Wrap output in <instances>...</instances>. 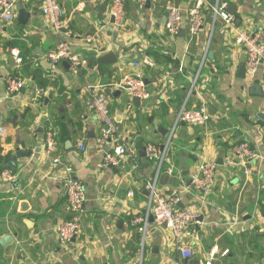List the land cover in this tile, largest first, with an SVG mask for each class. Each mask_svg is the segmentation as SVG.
Instances as JSON below:
<instances>
[{
	"label": "crops",
	"instance_id": "0c3cea01",
	"mask_svg": "<svg viewBox=\"0 0 264 264\" xmlns=\"http://www.w3.org/2000/svg\"><path fill=\"white\" fill-rule=\"evenodd\" d=\"M222 1L228 8L235 7L231 13L234 22L239 19L235 25L249 33L264 32V0ZM59 2L68 22L60 33L44 21L39 0H15L14 19L0 24V171L13 168L15 176L10 182L0 180V237L13 236L6 246H0V264H174L178 260L180 264H201L211 258L212 251V264H264V120L257 116L264 113L263 66L252 83H247L245 71L240 77L246 52L234 43L232 29L227 27L223 33L220 21L206 46L212 16L198 35L190 38V0H147L142 9L134 0H126L125 23L120 29L111 24L108 2ZM168 3L183 10L187 19L183 35L170 36L164 30ZM20 10L28 13L22 17L26 23L19 19ZM88 36L90 43L85 41ZM61 41H67L87 61L73 71L75 76L63 63L50 72L46 54ZM14 47L20 51V66L8 53ZM109 52L116 54V63L103 71L96 65L90 67L91 59ZM144 57L150 65L133 63ZM8 71L23 79L13 96L6 95ZM138 71L149 97L136 106L133 97L122 96L124 91L111 84ZM197 73L198 80L189 93ZM101 77L110 78V83L99 86ZM255 82L261 86V95L250 92ZM89 88L105 92L119 132L134 149V159L127 158L123 166H97L101 159L95 146L99 125L83 105ZM38 89L45 94L36 96ZM202 103L215 110L204 126L181 120L176 123L181 108ZM49 123L57 131V152L73 178L82 182L85 194L82 232L65 246L57 240L56 226L70 218L62 182L68 172L64 167L49 168L46 163L43 152ZM172 128H176L175 138L159 170V190L179 192L180 206L193 204L200 213L199 224L189 227L184 235L193 256L182 262L152 227L141 257L140 235L132 223L146 211V186L157 172V157L147 159V164L141 162L138 144L144 148L160 145ZM79 136L86 137L84 152L77 148ZM242 141L259 155L247 177L232 153ZM113 144L108 142L106 149ZM18 149L30 155L17 156L15 168L10 167ZM200 156L217 163V176L206 196L189 187ZM160 174L168 178L160 179Z\"/></svg>",
	"mask_w": 264,
	"mask_h": 264
},
{
	"label": "built area",
	"instance_id": "2783aa9c",
	"mask_svg": "<svg viewBox=\"0 0 264 264\" xmlns=\"http://www.w3.org/2000/svg\"><path fill=\"white\" fill-rule=\"evenodd\" d=\"M109 3L108 13L113 18L112 25L115 28H122L125 23L126 0H99ZM139 9H142L147 0H134ZM191 8L189 9L188 20L183 14V10L172 3L165 7L167 17L164 22V30L170 36H177L184 29L187 23L188 34L190 38L198 35L204 24L203 9L208 8L212 16V24L207 31L206 46L211 43L213 36V27L217 21L221 22L223 33L227 27L233 30L234 43L246 52L245 75L247 83L254 82L258 69L263 66L264 74V32H248L244 28L235 25V17L227 10L228 3L222 0H190ZM39 10L46 24L56 33H60L67 27V17L64 8L59 0H39ZM15 0H0V24L9 23L15 17ZM187 20V22H186ZM85 41L90 43L91 37H86ZM207 48V47H206ZM8 53L11 55L14 64L20 66L22 58L17 48H10ZM206 58L204 53L202 60ZM46 59L50 63V72H54L60 63L67 62L69 68L77 72L78 68L85 66L87 61L80 58L75 53L67 41H61L58 45L46 54ZM136 66L150 65V60L144 57L141 60L133 62ZM179 70L183 71L182 65ZM197 73L191 80L190 92L198 80ZM6 95L13 96L23 85V79L12 71L5 74ZM114 88L125 91L129 97H138L145 100L149 97L143 75L138 71L133 75H124L120 80L111 84ZM101 88V87H99ZM89 95L84 99L83 105L86 110L91 112L96 123L99 125V133L95 138V146L101 151V159L97 166L99 168L108 166H123L127 158L134 159V149L130 148L125 138L117 128L116 120L110 113L109 101L105 92L97 91V88H89ZM36 96H43L44 90L38 89ZM211 115L206 104L198 107L181 110L177 114V121L181 120L187 124L204 126ZM174 128L169 132L167 139L160 145L149 144L145 146L146 158L152 159L157 157V172L153 179L148 182L146 188L149 191L147 197L146 211L142 216L133 218L132 223L137 226L140 235L141 257L150 229L156 231L162 236L167 247L173 250L177 258L182 262L189 260L193 256V248L184 240L187 229L193 225L199 224L200 213L195 205L181 207V194L176 191L166 193L157 188L159 170L167 156L169 143L172 138ZM57 131L52 123L47 125L45 131L44 156L49 168L55 169L64 167L68 172L62 180L63 188L67 198V212L70 218L62 220L56 226V235L58 242L65 246L69 244L82 232V215L84 213L85 194L84 187L80 180L73 178L71 169L66 165L62 155L57 152L56 137ZM108 142L114 143L109 149H106ZM77 148L84 152L87 148L86 137L79 136L77 139ZM233 157L242 168V173L246 177L254 170V161L259 155L255 154L246 141H242L233 147ZM172 170L168 169L170 173ZM217 176V163L213 159L200 156L195 169L192 170L189 177V187L202 196H206L212 188ZM15 178L13 172L6 168L0 173L2 182H10ZM129 191V194H132ZM150 217L153 222H150ZM214 252L210 253L211 258L201 264H212ZM180 264L179 260L173 262Z\"/></svg>",
	"mask_w": 264,
	"mask_h": 264
},
{
	"label": "water",
	"instance_id": "95a60500",
	"mask_svg": "<svg viewBox=\"0 0 264 264\" xmlns=\"http://www.w3.org/2000/svg\"><path fill=\"white\" fill-rule=\"evenodd\" d=\"M227 10H229V12L232 13V14L235 13V7L234 6H231V7L227 8ZM18 15H19L20 21H22V23H26V22H24L22 20V17H26L28 15V13L25 12V10H20ZM112 21H113V18H112ZM235 23L238 24L239 23V19H236ZM179 34L183 35V31H180ZM211 55H212L211 52H209L208 56L210 58H211ZM117 61H118V58H117L116 54L113 53V52H109V53H106V54H104L102 56L97 57L96 59H91V66L90 67L93 68V66L96 65V66L100 67L101 71H103V68L105 66H109L111 64H114ZM63 64H65L66 66L69 65L67 62H63ZM240 73H241L240 77L243 78L244 77V66H242L240 68ZM109 83H110V78H108V77H101L100 80H99V86H105V85H108ZM250 92L253 93V94L261 95L262 91H261V86L259 85V83H257V82L253 83L250 86ZM132 102L136 106H139L140 99L138 97H133L132 98ZM206 106L208 108V111H209L210 115H214V113H215L214 108L211 105H209V104L206 105ZM257 116L259 118H261L262 120H264V113L259 112V113H257ZM21 146H24L23 143H21ZM29 155H30V152H22L21 150L18 149L17 152H16V155L12 156L11 161L9 162V166L15 168L17 156L21 157V156H29ZM138 155L140 157V161L141 162H143L144 164L148 163L147 158H146L145 148L142 147V145L140 143L138 144ZM162 177L167 179L168 175L167 174H160V179ZM146 194H147V196H149V191L148 190H146ZM150 222L151 223L153 222V218L152 217H150ZM12 240H13V236H11V235L1 236L0 237V246L4 247L9 242H11Z\"/></svg>",
	"mask_w": 264,
	"mask_h": 264
},
{
	"label": "trees",
	"instance_id": "16d2710c",
	"mask_svg": "<svg viewBox=\"0 0 264 264\" xmlns=\"http://www.w3.org/2000/svg\"><path fill=\"white\" fill-rule=\"evenodd\" d=\"M210 1H213V0H210ZM203 18H204V24H203V27H204V25L207 24L210 21V19H211V12H210V10L208 8H204L203 9ZM203 27H202V29H203ZM10 170L12 172H14L13 168H10ZM0 173H1V171H0Z\"/></svg>",
	"mask_w": 264,
	"mask_h": 264
},
{
	"label": "rangeland",
	"instance_id": "374dc122",
	"mask_svg": "<svg viewBox=\"0 0 264 264\" xmlns=\"http://www.w3.org/2000/svg\"><path fill=\"white\" fill-rule=\"evenodd\" d=\"M58 68L60 69V65L58 66ZM55 71H56V70H55ZM71 74H73L74 76L77 75V74H74L73 71H72ZM125 93H126V92L124 91L123 94H122V96H125V95H124ZM211 118H212V116H211ZM175 129H176V128H175ZM175 129H174V132H173V134H172L171 141H172V140L174 141V138H175V132H176ZM171 130H172V129H170L169 132H171ZM126 139H128V138H126ZM171 141H170V142H171ZM128 143H131L130 140H128ZM169 144H170V143H169ZM157 188L159 189V185H157Z\"/></svg>",
	"mask_w": 264,
	"mask_h": 264
}]
</instances>
